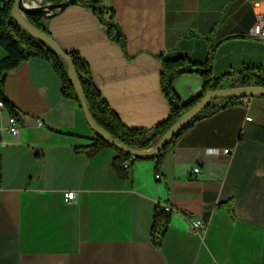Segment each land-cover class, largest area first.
<instances>
[{"label": "crops", "instance_id": "0c3cea01", "mask_svg": "<svg viewBox=\"0 0 264 264\" xmlns=\"http://www.w3.org/2000/svg\"><path fill=\"white\" fill-rule=\"evenodd\" d=\"M101 4L115 10L111 32L79 4L42 21L63 49L85 59L101 96L128 127L154 128L168 118L159 56L211 58L214 75L245 64L264 67V39L249 34L264 15V0ZM6 55L0 45V59ZM237 76L219 87H231ZM173 86L183 104L204 94L196 73L180 75ZM61 87L41 57L5 76L19 130L10 133L12 115L0 108V264H264V95L197 120L159 170L155 159L141 158L129 162L122 179L113 148L93 155L77 149L96 134ZM70 190L75 198L67 201ZM163 204L173 210L155 243L153 216ZM194 218L205 223L199 235L189 228Z\"/></svg>", "mask_w": 264, "mask_h": 264}, {"label": "trees", "instance_id": "16d2710c", "mask_svg": "<svg viewBox=\"0 0 264 264\" xmlns=\"http://www.w3.org/2000/svg\"><path fill=\"white\" fill-rule=\"evenodd\" d=\"M42 1L59 3L64 0ZM101 1L102 0H78L76 4L90 8L97 15L101 23L105 24L109 32H111L113 28H117L115 10L113 8L104 7ZM13 2L14 0H0V45L7 51V55L0 59V101L3 102L10 115L16 116L14 105L9 102L5 95V76L10 70L16 68L29 58L41 57L48 60L58 74L62 84V94L74 100L83 111L79 98L68 76L66 64L49 45L32 36L11 16ZM27 19L41 31L52 35L43 24V16L41 14L28 15ZM65 52L71 58L75 67L88 110L94 121L113 138L119 140L124 145L138 149L153 147L177 118L203 97L202 95L198 99L183 104L173 86L175 79L180 75L196 73L201 76L204 80V93L208 89L218 88L224 79H229L236 73L238 74L236 78L238 86H246L252 83L264 86V67L260 65L245 64L236 70H228L214 75L211 58H208L204 63H193L189 59L181 56L176 58H163L159 56L162 62L160 73L161 89L169 103L170 109L168 118L154 128H131L121 121L119 116L101 96L99 90L95 86L91 69L85 59L78 52L67 50H65ZM243 97L244 96H229L224 104L219 105L212 104L210 101L191 121L182 126L159 152L153 155L138 156L124 152L98 135H96V139L92 144L77 146V149L86 152L88 155H93L103 147L113 148L117 154L113 158L112 165L122 179H127L129 177V169L125 167V163H132L141 158L155 159L156 169L159 170L163 163L165 153L176 143L182 133L188 130L197 120ZM169 216L170 214L168 212L163 210L160 206H156L151 227V237L155 243H159L160 238L164 235L165 224L168 222Z\"/></svg>", "mask_w": 264, "mask_h": 264}, {"label": "water", "instance_id": "95a60500", "mask_svg": "<svg viewBox=\"0 0 264 264\" xmlns=\"http://www.w3.org/2000/svg\"><path fill=\"white\" fill-rule=\"evenodd\" d=\"M78 0H64L59 3L43 2L42 0H32L35 5L25 6V0H14L11 9V16L32 36L44 41L49 45L63 60L67 67L68 76L73 84L75 92L81 103L85 118L95 132L96 135L107 140L117 148L124 152L138 156H148L159 152L167 142L174 136V134L185 124L192 120V118L198 114L211 100H214L223 96H254L264 95V86L250 84L246 86H231V87H218L216 89H208L203 97L183 112L177 120L163 133L157 143L149 149H138L124 145L119 140L113 138L108 132H106L101 126H99L92 118L83 89L80 85L79 78L77 76L75 67L71 61V58L66 54L65 49L57 42V40L50 34L41 31L34 26L28 19V15L41 14L43 17H52L65 9L69 5L76 4Z\"/></svg>", "mask_w": 264, "mask_h": 264}, {"label": "built area", "instance_id": "2783aa9c", "mask_svg": "<svg viewBox=\"0 0 264 264\" xmlns=\"http://www.w3.org/2000/svg\"><path fill=\"white\" fill-rule=\"evenodd\" d=\"M249 34L253 37L264 39V15H259L257 17V21L252 26ZM0 108L6 109V107L3 106L2 104H0ZM250 119H251L250 116L246 117V120H250ZM9 120H10L9 131L13 136L16 137L18 135V130H19L17 119L14 116H10ZM222 152L225 154H228L230 152V149L225 148L222 150ZM128 166H129V162H126L125 167H128ZM193 170L194 172H199L200 168L196 166L195 168H193ZM157 177H159V175H157ZM74 198H75V191L70 190V191L65 192V199L67 201L73 200ZM161 208L165 210L166 212H170L173 210L171 206L165 205V204H163ZM189 228L192 233L199 235L204 230L205 223L201 218H194V219L189 220Z\"/></svg>", "mask_w": 264, "mask_h": 264}, {"label": "bare ground", "instance_id": "6f19581e", "mask_svg": "<svg viewBox=\"0 0 264 264\" xmlns=\"http://www.w3.org/2000/svg\"><path fill=\"white\" fill-rule=\"evenodd\" d=\"M24 5H25V6H32V5H35V3H34V2H32V3H28V2L25 1V2H24ZM0 104H2L3 106H5V105L3 104V102H1V101H0Z\"/></svg>", "mask_w": 264, "mask_h": 264}, {"label": "rangeland", "instance_id": "374dc122", "mask_svg": "<svg viewBox=\"0 0 264 264\" xmlns=\"http://www.w3.org/2000/svg\"><path fill=\"white\" fill-rule=\"evenodd\" d=\"M25 1L28 2V3H32V0H25ZM230 84H232V86L238 85L237 81H232Z\"/></svg>", "mask_w": 264, "mask_h": 264}]
</instances>
